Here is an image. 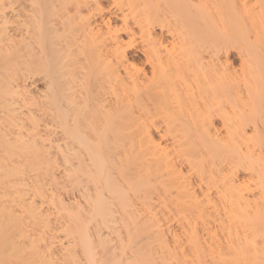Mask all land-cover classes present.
Listing matches in <instances>:
<instances>
[{
  "label": "bare ground",
  "instance_id": "6f19581e",
  "mask_svg": "<svg viewBox=\"0 0 264 264\" xmlns=\"http://www.w3.org/2000/svg\"><path fill=\"white\" fill-rule=\"evenodd\" d=\"M0 264H264V0H0Z\"/></svg>",
  "mask_w": 264,
  "mask_h": 264
},
{
  "label": "rangeland",
  "instance_id": "374dc122",
  "mask_svg": "<svg viewBox=\"0 0 264 264\" xmlns=\"http://www.w3.org/2000/svg\"><path fill=\"white\" fill-rule=\"evenodd\" d=\"M236 58H237V56L235 54L233 55V57H231V61L233 60L232 61L233 66H237L239 63V60H237L238 58L237 59Z\"/></svg>",
  "mask_w": 264,
  "mask_h": 264
}]
</instances>
